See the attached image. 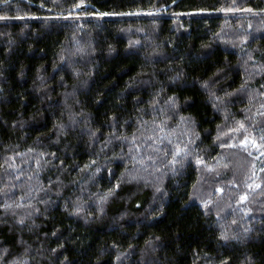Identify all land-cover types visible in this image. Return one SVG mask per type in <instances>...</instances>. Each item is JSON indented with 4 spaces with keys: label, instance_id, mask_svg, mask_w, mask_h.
<instances>
[{
    "label": "trees",
    "instance_id": "trees-1",
    "mask_svg": "<svg viewBox=\"0 0 264 264\" xmlns=\"http://www.w3.org/2000/svg\"><path fill=\"white\" fill-rule=\"evenodd\" d=\"M79 2H0V264H264V0Z\"/></svg>",
    "mask_w": 264,
    "mask_h": 264
},
{
    "label": "snow or ice",
    "instance_id": "snow-or-ice-1",
    "mask_svg": "<svg viewBox=\"0 0 264 264\" xmlns=\"http://www.w3.org/2000/svg\"><path fill=\"white\" fill-rule=\"evenodd\" d=\"M0 2H6V0H0ZM83 3V0H80V2L79 3H77L76 5H75V7H80L81 6V4ZM219 11H233V9L232 8H227V9H218ZM246 11H252V9H246ZM261 11H264V9H261ZM97 15H100V16H104V15H116L117 13H96ZM0 18H3V17H0ZM206 83V82H205ZM173 98L172 97H169V100H172ZM183 119V118H182ZM241 127H243V125H241ZM243 143V142H242ZM253 146H256L255 145V141H253ZM179 152V149H177V152L176 153H173V156L175 157L176 155H177V153ZM178 161H176V160H173L172 161V163H177ZM197 163H200V161L198 160L197 161ZM257 187H258V185H257ZM112 192H113V189H109V191H108V195H111L112 194ZM102 199H104V197H102ZM77 211H79V209H76ZM19 223H23V219H21V220H19L18 221ZM248 231V229H245V232H247ZM222 237L224 238V239H227V237L226 236H223V234H222ZM53 251H55V250H53Z\"/></svg>",
    "mask_w": 264,
    "mask_h": 264
},
{
    "label": "rangeland",
    "instance_id": "rangeland-1",
    "mask_svg": "<svg viewBox=\"0 0 264 264\" xmlns=\"http://www.w3.org/2000/svg\"><path fill=\"white\" fill-rule=\"evenodd\" d=\"M85 6L86 5H81L80 7H77L76 9H74V10H79V9H83V8H85ZM109 16H113V15H109ZM175 16H186V15H175ZM101 17H107V16H101ZM254 149H256V146H253V144H252V146L250 147V150H254Z\"/></svg>",
    "mask_w": 264,
    "mask_h": 264
}]
</instances>
